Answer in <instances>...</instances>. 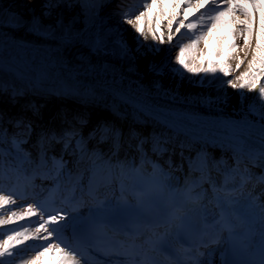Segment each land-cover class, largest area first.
<instances>
[{"label":"bare ground","instance_id":"obj_1","mask_svg":"<svg viewBox=\"0 0 264 264\" xmlns=\"http://www.w3.org/2000/svg\"><path fill=\"white\" fill-rule=\"evenodd\" d=\"M49 2L0 0V162L5 164L10 152L14 153V157L18 153L38 154L41 148L38 130L44 128L47 116L62 120L71 117L73 124L68 125L69 131L76 135L83 134L84 140L79 150L71 145L67 150L62 149L63 163L58 162L61 167L53 171L54 182L64 185L68 202L76 200L77 203H80V199L82 202L90 199L97 189L95 185L102 186L103 190L111 193L105 201L106 208L120 197L129 198L132 195L134 184H129V171L139 163L153 168V156L165 151L163 155L168 154L172 158L171 161L165 159L161 164L168 173L166 181L173 186L189 180L197 188L202 185L204 188L199 192L205 193L208 227L216 224L220 225L221 231H225L228 227L223 228L222 225L232 226V232L242 243L236 256L237 262L251 264L256 261L264 253L262 167L241 153L234 155L231 151L217 148L214 142L203 139L191 141L172 133L145 114L144 106L133 104L127 98L108 92L106 88L125 89L133 92V98L158 107L202 115L225 114L248 118L249 107L259 110L264 107V101L254 91L228 87L224 81L231 79V76L211 87L198 81H182L169 71L178 55L176 45L190 42V34L183 29L174 35L172 43H156L149 36L138 45L136 34L122 20L138 14L147 0H92L97 7L94 17L90 18H85L77 7H60L53 10L52 15L45 16L49 9L44 5ZM69 2L76 4L78 0ZM18 18H22L23 23H17ZM34 18L45 28L50 27L53 35L33 33L27 25ZM85 35L103 38L99 50L91 47L88 39H82ZM121 42L130 49L127 56L121 51ZM111 46L120 49L122 55L104 51ZM203 47L201 43L193 52L194 62ZM165 62H168V67L164 74L157 75L150 71V65L160 67ZM244 67L242 65L241 70ZM236 74L238 72L232 75ZM38 89L46 91V94L39 95L46 107L38 108L37 117L32 119L38 130L26 133L23 143L17 138L15 144L9 136L12 115L7 116L9 110H1L9 106L13 96L22 104L28 102L30 92ZM66 100L70 103L63 106ZM80 120L86 123L81 124ZM105 127L109 129L108 132L104 131ZM90 133L93 135L90 136ZM133 137H136L135 146ZM72 140H75V136ZM130 146H134L136 151L132 152L134 148ZM29 161L17 162V165L24 169L32 164V160ZM33 163L39 164L35 160ZM56 164L52 162L50 170ZM109 166L112 173L118 172L114 178L116 185L111 186L103 179L111 172H102L100 168ZM193 174H196L195 178L190 176ZM3 179L4 176L0 175V186ZM0 195L7 196L1 189ZM11 201L0 205V219L9 221L0 224V244L9 235L25 231L31 235V239L10 242L8 247L11 254L0 257V264H32L46 243L38 239L34 232L41 220L39 211L34 205L19 203L14 199ZM28 207H32L37 215L21 218ZM74 207L71 214L60 222L61 230L54 234L52 243L56 244L54 241L58 240L55 238L58 234L67 235L72 225L85 218L84 207ZM12 212H16L17 216L11 217ZM219 249L214 248L216 251ZM217 253L220 252L213 251L202 264H221L222 259ZM57 259L48 254L36 264H56Z\"/></svg>","mask_w":264,"mask_h":264},{"label":"snow or ice","instance_id":"obj_2","mask_svg":"<svg viewBox=\"0 0 264 264\" xmlns=\"http://www.w3.org/2000/svg\"><path fill=\"white\" fill-rule=\"evenodd\" d=\"M44 7L49 9L44 13L45 16L52 15V11L60 7H77L85 18H90L94 17L97 5L92 0H78L76 4L70 3L69 0H55V2L50 0ZM16 22L23 23V20L18 18ZM122 22L130 26L136 34L135 39L138 45L149 36L156 43L163 44L165 41L172 43L175 34L181 33L182 29L187 31L190 34V42L176 45L178 55L175 61L178 67H171L169 71L175 76H181L183 72L197 76L204 74L215 77L217 73L222 78L231 76V79L224 81L228 87L254 91L261 101H264V0H147L143 10L134 16H128ZM27 26L33 33L46 32L48 35H53L50 27L45 28L35 18ZM68 38L70 39L71 36L69 35ZM82 39H88L89 45L97 47V50L103 44L102 37L90 38L85 35ZM201 43L204 47L200 49V55L194 62L192 53ZM121 51L127 56L130 49L121 42ZM155 51L159 52L160 49ZM242 65H245L243 70H241ZM166 67L168 62L160 67L150 65V71L162 75ZM235 72L238 74L232 75ZM141 115H143L142 112ZM157 115H163V113H157ZM165 119L170 118L165 117ZM241 120L242 122L233 120L219 122L214 130L216 134L209 132L208 142H214L217 148L231 151L234 155L245 148L250 136H258L264 144V107L257 110L250 106L248 119L241 118ZM79 122L86 123L84 120ZM161 126L173 131L166 123ZM26 127L31 132V125L28 124ZM104 131L108 132L109 129L105 127ZM66 135L69 139L63 144L64 150H67L70 145L79 150L84 140L83 134L66 133ZM91 135L93 133H90ZM116 135L119 136V133ZM73 136H75L74 141ZM49 137L55 143H61L60 137L54 133ZM55 159L53 157L54 161ZM60 163H63L62 158ZM42 178L46 179V177ZM10 202H12L10 197L0 195V205ZM36 215V211L28 207L27 212L21 214V218ZM16 216L17 213L12 212L11 217ZM64 220L65 217L59 211L56 214H49L46 220H40L34 232L38 239L46 243L32 264H36V261L48 254L58 257L56 264H81L77 259L79 252L76 248L66 244L59 236L55 238L60 239V244L52 243L54 234L61 230L60 221ZM8 222V220L0 219V224ZM29 239L31 235L27 231L9 235L4 243L0 244V257L11 254L8 247L10 242H22ZM75 243L86 247L82 241L78 240ZM61 244L64 246L61 247Z\"/></svg>","mask_w":264,"mask_h":264},{"label":"rangeland","instance_id":"obj_3","mask_svg":"<svg viewBox=\"0 0 264 264\" xmlns=\"http://www.w3.org/2000/svg\"><path fill=\"white\" fill-rule=\"evenodd\" d=\"M104 51L106 53L111 52L116 55H122V52L116 46H111V48L105 49ZM192 56H193V53H192ZM171 67H178L175 60L173 61V64ZM178 77L182 81H198L200 83H203L205 86H211V87L220 84L222 80L226 78V77L222 78L219 73L215 74V77H213L211 75L205 76L204 74L197 76V75L189 74L187 72H183L182 75ZM41 220H43L42 217H41Z\"/></svg>","mask_w":264,"mask_h":264}]
</instances>
